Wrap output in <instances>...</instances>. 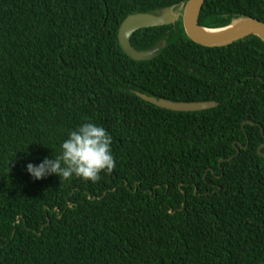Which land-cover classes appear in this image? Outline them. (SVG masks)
Listing matches in <instances>:
<instances>
[{
  "label": "trees",
  "instance_id": "obj_1",
  "mask_svg": "<svg viewBox=\"0 0 264 264\" xmlns=\"http://www.w3.org/2000/svg\"><path fill=\"white\" fill-rule=\"evenodd\" d=\"M187 1L0 0V264H264V138L243 126L264 127V42L202 46L182 20L134 34L166 43L153 60L119 42L128 16ZM241 16L264 22V0H206L200 25ZM86 119L112 135L114 170L33 179Z\"/></svg>",
  "mask_w": 264,
  "mask_h": 264
},
{
  "label": "water",
  "instance_id": "obj_2",
  "mask_svg": "<svg viewBox=\"0 0 264 264\" xmlns=\"http://www.w3.org/2000/svg\"><path fill=\"white\" fill-rule=\"evenodd\" d=\"M206 0H188L180 5L164 8L157 13H137L128 16L119 29V42L123 51L135 61H148L157 58L166 46L165 42L149 50H138L132 45V37L142 29L163 27L176 24L182 20L184 30L193 42L206 47H225L249 36H256L264 42V22L252 17H235L231 23L222 28H207L200 25V16ZM216 31V32H208ZM137 96L146 102L162 109L174 112H198L216 108L219 104L214 101L180 102L164 98H156L140 92ZM246 124L259 126L264 138V127L254 121H246ZM249 143L242 148L247 149ZM236 146V144H234ZM240 148H237V154ZM258 153L264 158V143L258 149ZM235 156L227 159L230 161ZM72 203H70V206ZM59 211V209H58Z\"/></svg>",
  "mask_w": 264,
  "mask_h": 264
},
{
  "label": "clouds",
  "instance_id": "obj_3",
  "mask_svg": "<svg viewBox=\"0 0 264 264\" xmlns=\"http://www.w3.org/2000/svg\"><path fill=\"white\" fill-rule=\"evenodd\" d=\"M112 143L113 137L105 127L86 119L67 131L54 158L45 157L38 165L28 163L26 169L37 180L55 174L61 181L74 176L95 183L101 173H111L116 166Z\"/></svg>",
  "mask_w": 264,
  "mask_h": 264
},
{
  "label": "bare ground",
  "instance_id": "obj_4",
  "mask_svg": "<svg viewBox=\"0 0 264 264\" xmlns=\"http://www.w3.org/2000/svg\"><path fill=\"white\" fill-rule=\"evenodd\" d=\"M208 32L212 33V32H216V31H208Z\"/></svg>",
  "mask_w": 264,
  "mask_h": 264
}]
</instances>
